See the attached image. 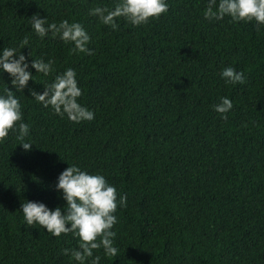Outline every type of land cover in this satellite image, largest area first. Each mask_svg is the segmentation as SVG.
<instances>
[{"label": "trees", "instance_id": "trees-1", "mask_svg": "<svg viewBox=\"0 0 264 264\" xmlns=\"http://www.w3.org/2000/svg\"><path fill=\"white\" fill-rule=\"evenodd\" d=\"M117 2L0 0V48L53 61L48 76L31 69L28 87L13 90L32 146L22 150L11 131L0 140V264H74L62 250L78 238L28 226L20 211L25 199L62 206L54 185L68 164L104 175L117 200L126 196L114 213L117 254L93 250L99 264H264V25L205 19L207 0H167L166 13L140 26L117 17L112 28L89 14ZM33 14L79 22L88 51L36 36ZM225 66L244 82L225 84ZM69 67L90 121L28 94ZM6 87L3 72L0 92ZM222 96L233 105L226 118L213 109Z\"/></svg>", "mask_w": 264, "mask_h": 264}, {"label": "clouds", "instance_id": "clouds-1", "mask_svg": "<svg viewBox=\"0 0 264 264\" xmlns=\"http://www.w3.org/2000/svg\"><path fill=\"white\" fill-rule=\"evenodd\" d=\"M168 7L167 0H118L111 10L93 7L89 14L112 28L117 27V17H123L132 26H140L152 18H159L162 13L167 12ZM203 16L205 19L215 20L229 17L234 22L254 20L257 25H264V0H207ZM30 28L40 38L51 33L53 38L71 42L75 51H88L86 45L90 37L79 22L70 23L63 19L59 23H49L46 17L33 14ZM21 45L22 49L28 47L27 37L21 41ZM31 69L48 76L53 71V61L29 59L21 50L12 47L0 48V73L8 74L12 86L0 92V140L6 138L10 131L16 133L19 141L17 145L25 152L30 151L32 146L25 139L29 135V125L23 122L22 107L13 90L23 91L28 87L29 80H33ZM219 75L225 84L244 82L243 72L232 66H225ZM28 94L44 107L50 106L57 115H66L73 122L90 121L94 118L93 111L78 101L82 91L73 68L69 67L57 74L51 83L43 85L42 91L28 88ZM232 106L231 99L222 96L219 103L213 105V109L222 118H226L225 114ZM54 189L65 202L62 206L49 208L41 201L27 199L21 202L20 211L26 224L39 225L53 236L71 232L78 238V247L65 248L62 254L68 255L74 264H99L101 257L93 255V250L100 248L105 256H115L117 248L113 238L116 233L112 229L117 217L114 213L118 204L120 207L125 206L126 196L120 195L117 200L115 186L104 175L82 170L76 164H68L58 174Z\"/></svg>", "mask_w": 264, "mask_h": 264}]
</instances>
